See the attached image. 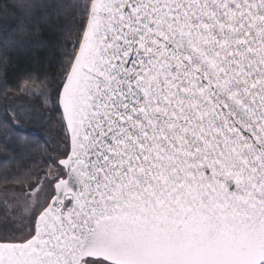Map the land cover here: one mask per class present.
Segmentation results:
<instances>
[{"label": "snow or ice", "instance_id": "snow-or-ice-1", "mask_svg": "<svg viewBox=\"0 0 264 264\" xmlns=\"http://www.w3.org/2000/svg\"><path fill=\"white\" fill-rule=\"evenodd\" d=\"M0 152V264H264V0H0Z\"/></svg>", "mask_w": 264, "mask_h": 264}, {"label": "trees", "instance_id": "trees-1", "mask_svg": "<svg viewBox=\"0 0 264 264\" xmlns=\"http://www.w3.org/2000/svg\"><path fill=\"white\" fill-rule=\"evenodd\" d=\"M40 60L39 65L35 64V61ZM39 71L41 74L44 72H52V64L46 59V53L43 50L32 52V51H20L14 52L10 56V63L7 70V80L8 83H31L28 79L30 72ZM53 75L55 73L53 72ZM19 78V80H18ZM19 95V93H17ZM19 135L27 137L31 140L40 141V136L34 135V133H29L25 130H21ZM42 142V141H41ZM3 153L0 152V156Z\"/></svg>", "mask_w": 264, "mask_h": 264}, {"label": "rangeland", "instance_id": "rangeland-1", "mask_svg": "<svg viewBox=\"0 0 264 264\" xmlns=\"http://www.w3.org/2000/svg\"><path fill=\"white\" fill-rule=\"evenodd\" d=\"M22 130H25L29 133L30 132L31 133H42L41 127L38 124L30 122V121H25L22 124Z\"/></svg>", "mask_w": 264, "mask_h": 264}]
</instances>
